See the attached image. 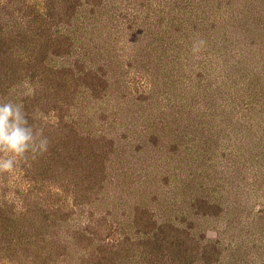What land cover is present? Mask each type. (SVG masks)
Returning a JSON list of instances; mask_svg holds the SVG:
<instances>
[{"label": "rangeland", "instance_id": "1", "mask_svg": "<svg viewBox=\"0 0 264 264\" xmlns=\"http://www.w3.org/2000/svg\"><path fill=\"white\" fill-rule=\"evenodd\" d=\"M0 8L10 29L34 33L52 21L67 38L63 57L46 64L67 69L73 134L105 152L92 176L64 172L63 161L43 180L20 166L0 174L9 209L40 200L53 216L43 264H86L100 251L105 264H264V0ZM88 70L100 77L94 99ZM31 83L12 84L5 99L33 93Z\"/></svg>", "mask_w": 264, "mask_h": 264}, {"label": "trees", "instance_id": "2", "mask_svg": "<svg viewBox=\"0 0 264 264\" xmlns=\"http://www.w3.org/2000/svg\"><path fill=\"white\" fill-rule=\"evenodd\" d=\"M47 6L48 12H51L49 3ZM73 6L74 2L71 1L68 10ZM2 9L0 8V11ZM67 20L68 16H60V22L65 23ZM43 24L45 26L48 24V30L46 27L43 28L41 22L36 24L34 33L10 29L4 22V15L0 13V100L7 101L6 96H9L10 86L17 81L18 83L24 80L32 82L34 91L31 95H23L20 98L12 95L13 97H8V100L22 102L26 112L29 113V122L36 128H42L49 140L48 151L34 160L29 155L27 157L29 163H21L20 169L23 176L28 179L43 180L41 177L47 178L46 173L49 169H57L60 166L57 162L63 161L61 165L64 172L66 170L67 172L72 170L85 172L88 168L87 173L90 176L96 175L98 171L94 168L99 170L98 163L103 162L105 152L100 147L90 145L89 139H79L77 134H73L72 124L65 121L67 117L65 113L77 107L78 102L74 101V95L68 93V90L67 93L61 90L67 80L65 74L67 69H58L46 64V58L55 61L57 57H63L64 49L67 48L65 44L67 38L50 31L52 21ZM88 71L85 79L90 81L93 90L91 98L94 99L97 95L96 87L93 85L99 82L97 79L100 77L94 71ZM102 77H104L103 74ZM42 85H44L43 88ZM41 88L46 91L42 95L39 94ZM34 112L42 113L43 117L48 114L44 117L47 122L38 123L32 119L31 114ZM50 113L57 119L51 123L49 122ZM5 204L6 201L0 199V260L11 264H43L45 261L42 255L44 256L45 252L47 256L48 252L52 255L51 251L43 246L46 234L44 228L47 226V221L54 220L45 207L46 203L40 200H36V205L26 203L29 207L24 211L9 209V206ZM107 262L109 264L110 259H107ZM87 263L105 264L104 252L100 251L93 260H87Z\"/></svg>", "mask_w": 264, "mask_h": 264}, {"label": "clouds", "instance_id": "3", "mask_svg": "<svg viewBox=\"0 0 264 264\" xmlns=\"http://www.w3.org/2000/svg\"><path fill=\"white\" fill-rule=\"evenodd\" d=\"M203 43L194 44L193 52L199 51ZM24 94L31 95L32 90ZM31 115L32 119H44L39 112ZM48 148V137L42 128H36L29 122V113L23 103L13 99L0 100V173L13 172L21 163H29V155L34 160Z\"/></svg>", "mask_w": 264, "mask_h": 264}]
</instances>
